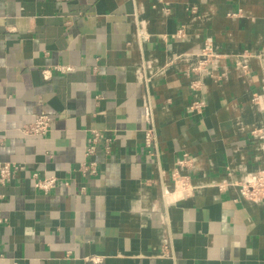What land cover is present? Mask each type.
Wrapping results in <instances>:
<instances>
[{"label": "crops", "instance_id": "obj_1", "mask_svg": "<svg viewBox=\"0 0 264 264\" xmlns=\"http://www.w3.org/2000/svg\"><path fill=\"white\" fill-rule=\"evenodd\" d=\"M0 162V264H264V0H0Z\"/></svg>", "mask_w": 264, "mask_h": 264}, {"label": "built area", "instance_id": "obj_2", "mask_svg": "<svg viewBox=\"0 0 264 264\" xmlns=\"http://www.w3.org/2000/svg\"><path fill=\"white\" fill-rule=\"evenodd\" d=\"M182 34L183 31L179 30L177 36H180ZM197 57H198L197 58L198 63L194 70L196 73H202L203 71H206L208 69L210 63L215 58L212 42L210 39H207L205 41L204 46ZM238 64L241 65L240 63ZM241 66H243L244 68L247 67V65L245 64ZM199 87H200L199 81H194L192 83L193 89H198ZM204 106H205V101L197 99L191 104L190 109L200 113L201 111H203ZM49 123H50V117L45 113H41L37 117L35 123L28 128V131L36 134H43L48 130ZM99 136H101V134L98 131H95L94 137L90 139L91 144L87 149V154H91L94 152V147H95L94 143L98 141ZM154 140H155L154 129L152 127H148L145 130V137H144L146 147L151 148L154 145ZM189 161L190 159L188 155L184 154V156L181 159H178L176 163L177 167L174 169L172 173L176 192L185 196L191 195L195 189V186L190 181V178L187 175H183L179 170L181 167L186 166ZM18 169H23V167L9 162H0V182L2 184L9 183L13 179L15 171ZM82 170L96 172L95 163L94 162L84 163L82 166ZM33 179H34V187L36 189L43 191L44 193H49L50 191H52L60 182L59 181L60 179L57 176L52 175V176L40 177L37 173L33 174ZM239 190L242 197H244L245 199L254 200V201L264 199V175L251 177L247 181L240 183Z\"/></svg>", "mask_w": 264, "mask_h": 264}]
</instances>
